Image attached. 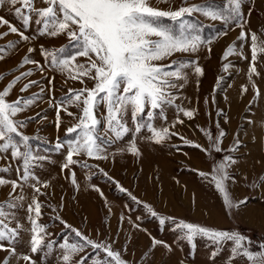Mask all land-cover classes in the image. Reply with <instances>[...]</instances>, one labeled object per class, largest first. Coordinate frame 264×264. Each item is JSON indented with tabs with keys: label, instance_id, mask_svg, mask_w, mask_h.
<instances>
[{
	"label": "rangeland",
	"instance_id": "1",
	"mask_svg": "<svg viewBox=\"0 0 264 264\" xmlns=\"http://www.w3.org/2000/svg\"><path fill=\"white\" fill-rule=\"evenodd\" d=\"M225 3L226 0H186V3L185 0H172L170 5H164L159 0H153L154 6L164 10L209 4L223 10ZM35 7L42 8L46 5L42 0H35ZM14 11V8L5 3L0 6V17L23 31L30 40L25 42L15 34L0 39V48L6 49L5 59L0 61V76L4 77L0 79V91L16 75L29 70L34 74L28 79L38 81L39 86L34 85L28 92L20 93L19 89L28 82L23 80L7 99L14 101L21 95L30 97L41 94V88L44 89L41 98L17 117L19 120L34 118L27 121V126L20 131L30 138L35 155L48 157L46 161L37 162L40 166L33 171L42 183L48 185L46 188L41 187L43 195L36 197L41 203L38 223L46 227L50 234L48 239L54 241L55 246L47 259H43L42 253L34 255L33 259L37 264H62L58 259L61 255L58 245L65 239L81 243L65 224L80 231L93 242L110 246L113 251L121 254L127 264H249L243 257L229 259L231 242L224 246L214 260L210 259L213 251L210 242L197 238L194 241L195 248H192L186 241L178 240L179 233L173 230V221L190 222L213 230L238 231L250 238L253 251H258V245L264 242V229L250 224V217L254 213L262 218H258L259 221L264 219L257 212L260 207L264 210V184L261 183V178L264 177V52L259 50L264 47V0H244L241 14L247 21L243 31L248 34L244 41L239 39L242 29L235 21L225 25L200 14L185 17L189 23L202 27L200 35L205 41L211 42L203 44L196 53H178L162 62L169 64L180 60L189 65L185 69L187 81L182 82V88L173 91L179 97L176 105L183 109H194V118L184 117L177 112L176 107H168L165 109L166 120L157 116L152 121L154 127H169L178 135L169 136L163 143L156 144L147 139L151 134L146 129L135 136L130 132L123 140L106 146L104 154L107 159H92L84 154L74 155L73 159L78 163L63 171L61 169L66 162L68 142L75 137V133L69 134L67 129L78 122L82 106L77 107L74 103L66 105L67 111L75 115L69 116L61 110L60 127L57 129L56 105L67 97L70 90H79L85 86L92 88L94 81L85 78L86 83L82 85L55 70L50 58L46 60L41 56V47L63 58L66 53L74 51L75 45L65 35L55 38L40 36V26L35 24V16L29 26L24 28ZM162 23L172 24L167 18ZM172 26L174 29L177 27L175 24ZM6 31V26H0V33ZM251 34L258 37L255 62L258 75H252L250 80L253 44ZM9 43H15L16 48L7 49ZM233 45L236 47V54L224 59L225 51ZM30 47L35 49L30 54L31 58L44 66L43 74L32 64L20 67L23 58L29 55ZM60 49L65 52H60ZM78 62L85 63L86 59L80 57ZM226 64L229 65L227 71L224 69ZM195 65L202 68V76L195 73ZM257 90L259 95L256 94ZM104 111L101 105L98 111V118L101 120L103 115L100 114ZM177 119H182L184 123L177 124ZM125 120L127 126L134 129L130 112ZM173 124L175 127H172ZM104 127L106 126L103 124L100 126L101 134ZM221 130L226 134L220 144L222 151L209 150L211 141L204 133H211L214 141ZM180 137L185 139L181 140ZM133 139L141 153L139 157L126 151ZM237 141L239 147L232 152ZM58 142L63 145L59 151L55 149ZM228 155L237 161L228 169L235 178V183L226 182L231 198L234 202L247 199L246 206L241 205L231 211L226 210L220 193L214 183L210 182L213 169ZM85 163L87 167L82 166ZM7 166L11 167V171L0 176L10 181L17 180L22 187L13 193L10 183L0 186V205L23 196L18 208L6 210L15 213V220H11L10 227L15 228L20 224L24 229H29L27 207L35 195L30 187L35 181L23 183L18 180L16 168L20 166V162L11 160L10 154L0 158V168ZM73 173L75 185L71 182ZM201 173L206 175L202 176ZM149 209L156 215L153 216ZM200 210L205 211L203 217ZM160 219H164L165 224H160ZM61 220L65 223L62 224ZM152 238L167 243L171 251L163 246L153 249ZM29 240L30 233L21 231V242L16 246L18 254H30ZM5 246L7 247L6 242ZM7 256L6 251H0V264ZM81 257H87L86 264H93L96 259H105V254L86 246L73 260V264ZM11 264L25 262L13 258Z\"/></svg>",
	"mask_w": 264,
	"mask_h": 264
},
{
	"label": "snow or ice",
	"instance_id": "2",
	"mask_svg": "<svg viewBox=\"0 0 264 264\" xmlns=\"http://www.w3.org/2000/svg\"><path fill=\"white\" fill-rule=\"evenodd\" d=\"M160 4L170 5L172 0H159ZM7 3L14 8V15L22 21L24 28H27L35 16V24L39 25V35L52 38L65 35L70 43L75 45L72 52H68L61 58L55 52H49L41 47V56L46 60L50 58L53 68L61 74H66L69 79L76 80L82 85L86 79L94 81L92 88L82 87L79 90H70L65 99H62L57 107V129L60 127L61 110L67 115L75 114L67 111L66 105L75 104L81 107V113L78 122L67 129L69 134L75 133L74 139L68 142L66 162L62 165V171L69 168L70 165L78 163L73 159L74 155L84 154L92 159H107L105 155L106 146L114 141L123 140L130 132L133 136L146 129L151 135L147 139L156 144L163 143L169 136L178 135L172 132L169 127L156 128L152 121L157 118L166 120L165 109L176 107L178 113L184 117L194 118L195 110L183 109L176 105L179 98L174 95L173 90H179L183 87L182 82L187 81L185 69L188 64L180 60H174L172 63H162L176 54L196 53L205 41L200 32L202 27L195 23H189L185 17H192L194 14H200L212 21H221L228 25L236 22L242 31L239 39L246 40L247 35L243 28L247 23L241 14V8L244 0H226L224 9L214 8L209 4L181 6L175 10L169 8L164 10L156 7L153 0H42L46 7L36 8L35 0H0V6ZM186 3V0H185ZM20 5L16 7V5ZM167 18L172 24L177 25L174 29L172 24H164L162 20ZM0 26H6L8 31L0 33V39L9 34L18 35L25 42L30 37L23 31L12 25L8 20L0 17ZM227 33L225 32V35ZM253 41L252 64L250 66L249 79L252 75H258L255 62L257 60L258 37L251 34ZM7 49H15V43H9ZM6 49L0 48V61L5 59ZM211 51V49H208ZM264 52V47L259 49ZM34 48H29L20 67L32 64L39 68L43 74L44 66L33 60L30 56ZM60 52H65L60 49ZM236 54L235 45L230 46L224 53V59L230 55ZM86 59L85 63H79L78 58ZM229 65H224L227 71ZM194 71L198 76L203 75V70L198 65L194 66ZM33 71L21 72L0 91V158H5L10 154L13 161L20 162L16 168L18 180L27 183L29 180L35 181L30 187L33 188L34 198L27 207V219L30 223L29 229H24L22 225L17 224L15 228L10 227L11 220H15V213L6 209H15L19 207V201L23 196L17 197L15 201L7 202L6 205H0V251H6L2 264H11V260L16 258L22 260L25 264H37L33 256L42 253L43 259H47L52 254L55 242L48 239L50 235L46 227L39 224L41 217V203L36 198L43 195L41 187H48L42 183L33 171L40 165L37 162H43L48 159L45 155H35L30 142V138L24 135L20 129L27 126V121L34 119L26 117L24 120L17 119L18 115L29 110L38 99L44 89L41 88V94H33L30 97L17 96L14 101H9L12 90L23 80L27 83L19 89L20 93H26L31 87L39 86V82L28 79L33 75ZM0 79L4 77L0 76ZM51 83V80H49ZM255 88V85H253ZM247 91V89H243ZM259 95V91H256ZM51 104V101H50ZM101 105L104 107L103 120L98 118V111ZM131 113V119L135 125L134 129L127 126L125 117ZM38 115V114H37ZM177 124H183L182 119H177ZM105 125L103 134L100 126ZM175 127V124L172 125ZM110 134V135H109ZM211 141L210 149L215 152H221L220 144L222 138L226 135L221 130L213 141L211 133H204ZM184 140V137H180ZM201 147L200 145H194ZM63 145L55 144V149L59 151ZM239 147V141L231 149L235 152ZM125 149H121L124 151ZM204 151H209L202 149ZM130 154L139 157L140 151L133 139L126 149ZM236 160L231 156H225L218 162L211 173V181L216 190L222 197V202L226 210L238 209L241 205L247 204V199L234 202L228 190L227 181L235 183L234 176L230 175L228 169L236 164ZM87 167V164H83ZM11 171V167L0 168V174H6ZM202 176L206 174L201 173ZM71 182L76 184L75 174H72ZM11 184L12 192L22 187L17 180H6L0 176V186ZM264 183V177L261 178ZM123 191V189H121ZM151 212V209H149ZM34 213V215H33ZM153 216L156 213L151 212ZM59 219V217H56ZM175 223L174 231L179 233L178 240L186 241L188 245L195 248L194 241L197 238L206 239L213 246L210 259H215L224 246L231 242L229 248V259L245 258L249 264H264V242L258 245L259 250L251 249L252 241L247 236L238 231L213 230L205 226L196 225L190 222L179 221ZM61 223L65 222L61 220ZM160 224H165L164 219H160ZM66 228L71 229L81 243H72L65 239L58 247L61 255L58 259L62 264H73V260L90 247L95 251H102L105 259H96L93 264H127L122 259L119 252L103 243H96L85 237L80 231L72 229L70 225L65 224ZM30 233L28 246L30 254H18L16 250L20 241V232ZM5 242L7 247L5 246ZM163 246L171 251V247L164 241L152 238L151 247ZM87 257H81L75 264H86Z\"/></svg>",
	"mask_w": 264,
	"mask_h": 264
},
{
	"label": "crops",
	"instance_id": "3",
	"mask_svg": "<svg viewBox=\"0 0 264 264\" xmlns=\"http://www.w3.org/2000/svg\"><path fill=\"white\" fill-rule=\"evenodd\" d=\"M264 184V183H263ZM195 205H196V202L193 204V206H194V208H195ZM262 209V210H261ZM261 211H262V213H261ZM204 212L205 211H203V210H200V215L203 217L204 215ZM207 212V211H206ZM208 212H209V210H208ZM255 212V211H254ZM262 217H264V210H263V208L262 207H260V210L259 211H257ZM255 214V213H254ZM254 214H252V216H254ZM209 215V214H208ZM250 217L251 219H250V224H252L253 223V225L254 226H261V228H262V230L264 229V219L263 220H261V221H259L260 219H262V218H260V217H257L256 216V214H255V217H257L256 219H254L255 217ZM258 218H260V219H258ZM249 220V219H248ZM263 221V222H262Z\"/></svg>",
	"mask_w": 264,
	"mask_h": 264
}]
</instances>
